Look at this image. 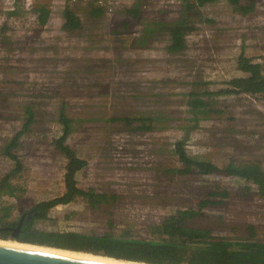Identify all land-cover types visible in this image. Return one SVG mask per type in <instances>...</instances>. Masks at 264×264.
<instances>
[{"label": "rangeland", "instance_id": "rangeland-1", "mask_svg": "<svg viewBox=\"0 0 264 264\" xmlns=\"http://www.w3.org/2000/svg\"><path fill=\"white\" fill-rule=\"evenodd\" d=\"M65 1L79 30L62 31L58 16L39 24L38 7L57 9ZM158 1L142 0L144 12L134 20L125 11L136 0H123L111 17L97 16L94 0H0V222L65 193L68 160L54 147L63 130L57 117L64 112L72 121L66 144L75 159L76 187L116 199L91 210L77 196L50 210L35 224L38 231L104 232L108 219L116 228L139 226L196 207L219 186L228 197L204 210L222 217L218 234L235 236L252 224L264 239V196L253 185L248 190L237 179L177 173L182 165L172 153L184 139L189 155L220 168L255 164L264 171V96L206 94L242 75L240 55L264 74V0H254L247 14L225 0L200 7L186 49L175 55L163 41L135 44L146 21L176 18L179 7ZM191 93L212 102L207 108L214 111L198 114L194 124L186 106ZM27 108L34 122L11 144ZM160 115L168 121L151 132L131 133L130 126L110 121ZM9 188L13 195L5 193Z\"/></svg>", "mask_w": 264, "mask_h": 264}, {"label": "trees", "instance_id": "trees-1", "mask_svg": "<svg viewBox=\"0 0 264 264\" xmlns=\"http://www.w3.org/2000/svg\"><path fill=\"white\" fill-rule=\"evenodd\" d=\"M216 1L220 0H182L175 19L146 21L140 37H137L136 46H146L149 42L163 41L166 43L167 53L175 55L183 52L186 49V36L195 30L193 14L197 13L200 7ZM225 1L243 14L252 11L255 4L254 0H244L248 1L244 5L240 4L242 0ZM142 8H144L142 0H136L135 6L126 10L125 15L136 20L144 12ZM36 12L41 26H44L52 16H58L62 22L60 26L62 31L72 32L81 27L78 17L68 5L57 9H48L45 5H41ZM163 12L166 13V11H155L154 14ZM102 13L101 8L95 10L97 16ZM238 60V70L242 75L228 81L226 88L206 93L208 96L231 94L264 96V74L260 66L252 63L243 55H240ZM189 98L186 106L193 124L198 121V114L214 112L207 108L213 105L212 102L206 103L199 94L191 93ZM57 118L63 130L62 135L55 141L54 147L68 160L64 174L66 191L57 198L38 202L16 220L7 218L5 222H0V240L17 241L143 264H264V239L258 238V229L255 225L247 224L241 229H236L235 236L221 235L218 234V229H221L222 217L208 215L204 211L209 205L221 204L228 197V191L221 190L219 186L215 187L217 192H211L207 197L200 199L196 207L180 209L158 221L142 223L139 226L128 223L122 225L121 228H116L108 219V228L104 232L86 234L73 230L38 231L35 224L47 220L50 210L56 206L71 203L77 196L82 197L91 210L103 208L107 203L116 199L115 196L99 194L92 189L81 190L76 187L75 159L73 152L66 144L72 132V121L64 112ZM110 121L121 122L131 127L128 130L131 133H138L151 132L156 125H161L168 119L160 115L157 117H113ZM33 122L34 113L27 108V119L22 129L14 134L11 144H15L21 136L27 133ZM172 153L178 157L182 165L180 169L175 170L177 173L237 179L249 186H244V188L249 190L250 185H253L257 194L264 196V171L255 164L234 165L230 163L220 168L203 157L189 155L185 149L184 139L173 147ZM5 193L13 195L15 189L9 188ZM216 197L219 200L209 199ZM22 216L23 219L19 225ZM13 234L16 236L13 237Z\"/></svg>", "mask_w": 264, "mask_h": 264}, {"label": "water", "instance_id": "water-1", "mask_svg": "<svg viewBox=\"0 0 264 264\" xmlns=\"http://www.w3.org/2000/svg\"><path fill=\"white\" fill-rule=\"evenodd\" d=\"M22 219L23 216L20 219L19 225ZM15 236L16 234H13V237ZM0 264H122V263H116L106 260L95 259V258L0 243Z\"/></svg>", "mask_w": 264, "mask_h": 264}, {"label": "built area", "instance_id": "built-area-1", "mask_svg": "<svg viewBox=\"0 0 264 264\" xmlns=\"http://www.w3.org/2000/svg\"><path fill=\"white\" fill-rule=\"evenodd\" d=\"M77 0H69V3H75ZM182 0H159V6L170 7L176 6L179 7ZM98 8L103 10V13L109 17L114 16L115 13L119 10L120 6L123 4V0H94ZM66 4V1L63 2L60 6Z\"/></svg>", "mask_w": 264, "mask_h": 264}, {"label": "bare ground", "instance_id": "bare-ground-1", "mask_svg": "<svg viewBox=\"0 0 264 264\" xmlns=\"http://www.w3.org/2000/svg\"><path fill=\"white\" fill-rule=\"evenodd\" d=\"M0 243L9 244V245H15V246H21V247H27V248H33V249H39V250H46V251L58 252V253H64V254H70V255H77V256L89 257V258H95V259L106 260V261H111V262H116V263H122V264H143V263H138V262H129V261H123V260H114V259H111L109 257H104V256H97V255H92V254L72 252V251L55 249V248H48V247L37 246V245H32V244H25V243H20V242H17V241H10V240L4 241V240H0Z\"/></svg>", "mask_w": 264, "mask_h": 264}]
</instances>
